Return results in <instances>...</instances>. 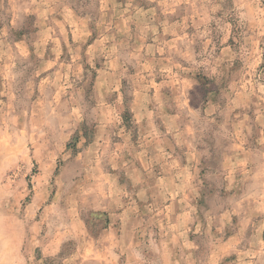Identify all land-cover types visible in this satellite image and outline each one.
<instances>
[{
  "label": "rangeland",
  "instance_id": "1",
  "mask_svg": "<svg viewBox=\"0 0 264 264\" xmlns=\"http://www.w3.org/2000/svg\"><path fill=\"white\" fill-rule=\"evenodd\" d=\"M0 264H264V0H0Z\"/></svg>",
  "mask_w": 264,
  "mask_h": 264
}]
</instances>
